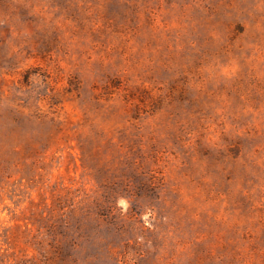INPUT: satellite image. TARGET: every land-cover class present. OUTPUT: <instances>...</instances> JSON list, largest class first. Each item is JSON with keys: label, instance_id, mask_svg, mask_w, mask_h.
<instances>
[{"label": "rangeland", "instance_id": "1", "mask_svg": "<svg viewBox=\"0 0 264 264\" xmlns=\"http://www.w3.org/2000/svg\"><path fill=\"white\" fill-rule=\"evenodd\" d=\"M0 264H264V0H0Z\"/></svg>", "mask_w": 264, "mask_h": 264}]
</instances>
